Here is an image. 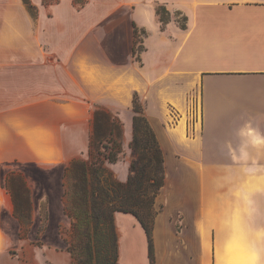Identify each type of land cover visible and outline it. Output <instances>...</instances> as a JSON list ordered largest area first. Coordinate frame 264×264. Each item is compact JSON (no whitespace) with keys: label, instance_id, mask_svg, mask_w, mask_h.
<instances>
[{"label":"crops","instance_id":"0c3cea01","mask_svg":"<svg viewBox=\"0 0 264 264\" xmlns=\"http://www.w3.org/2000/svg\"><path fill=\"white\" fill-rule=\"evenodd\" d=\"M30 1L34 15L22 0H0V161L30 190L31 227L42 201L46 233L67 217L64 173L87 157L92 106L130 111L136 93L164 182L153 261L137 218L116 212L118 263L264 264V0ZM135 16L144 33L137 60ZM164 61V70L152 67ZM6 200L0 251L20 228ZM55 264H68L66 255Z\"/></svg>","mask_w":264,"mask_h":264},{"label":"trees","instance_id":"16d2710c","mask_svg":"<svg viewBox=\"0 0 264 264\" xmlns=\"http://www.w3.org/2000/svg\"><path fill=\"white\" fill-rule=\"evenodd\" d=\"M31 11L30 0H22ZM162 7L157 9L158 13ZM165 10V9H163ZM166 11V10H165ZM160 18L163 21L161 14ZM137 31L134 29V47ZM135 93L132 101V138L129 147L136 155L130 164L131 174L125 181L112 177L104 162H114L116 153L105 150V143L115 144L114 133L120 135V127L110 113L98 105L91 117L88 159L74 158L64 173V212L72 219L69 243L70 264H119L118 235L114 222L116 212L134 215L148 237V253L153 261L152 212L154 196L164 182L163 154L147 118L141 115V107ZM97 154V155H96ZM163 165V174L160 175ZM13 202V215L21 231L29 229L31 220V193L20 172L10 171L5 179Z\"/></svg>","mask_w":264,"mask_h":264},{"label":"rangeland","instance_id":"374dc122","mask_svg":"<svg viewBox=\"0 0 264 264\" xmlns=\"http://www.w3.org/2000/svg\"><path fill=\"white\" fill-rule=\"evenodd\" d=\"M164 9V8H163ZM160 9L161 11V17L163 19V22H166V20L170 19V13L166 12L165 10ZM28 10V9H27ZM29 11V10H28ZM30 14L34 15V8H32L31 11H29ZM173 18L176 20L178 25L180 27H184L186 16L181 15L179 12L173 13ZM161 19V18H160ZM133 21V27L137 31L136 37H135V51H134V60H137L139 58V54L142 50V40L144 38L143 30L136 25V16L134 17ZM162 21V20H161ZM155 41L150 44V47H155ZM147 62V61H146ZM149 64V63H146ZM151 64V62H150ZM168 65V62H152V67H157V72H160L164 70ZM147 65L146 67H148ZM149 70V69H148ZM154 70V69H153ZM222 86V80L214 81L215 86L217 83ZM223 84H226L223 83ZM256 88V85L250 84L249 89ZM134 96V95H133ZM192 96L194 94H188L186 95L187 98H191L192 103ZM196 96L198 98V92H196ZM259 96V95H258ZM137 101L141 107V115L145 116V103L140 96H138ZM101 107L103 110L107 111L112 115V117L115 119L117 124L120 127V135H116L114 133L113 139L115 140V144L112 145V143H105L108 148L106 150L103 147H100L99 151L101 153H108L111 151L113 153H116V160L114 162H104L105 168L108 170V172L111 173L112 177L119 181H125L127 177L131 174L130 171V164L136 159V155L132 152V149L129 147L130 141L132 138V117L134 115L133 108L130 111L120 110V109H112L105 105L101 104H94L92 106V112L95 108V106ZM196 108L199 112V100L196 101ZM191 113H194V108H190ZM146 117V116H145ZM129 121L131 123L130 126V133L126 135V122ZM233 133V129H230V133ZM97 155V154H96ZM88 159V157L83 158ZM6 170V172H5ZM10 171H16L18 170L14 169L11 164L3 163L0 161V207L4 206V199L9 203L12 200L11 194L8 191L5 183L6 175ZM6 173V174H5ZM5 174V175H4ZM163 174V165L161 167L160 175ZM123 178V180L121 179ZM65 182V181H64ZM161 188V187H160ZM160 188L157 190L156 195L154 196V202L152 205V212L156 210V197L158 196L160 192ZM64 187V191H65ZM63 207H64V201L65 196L63 194ZM12 202V201H11ZM13 205V202H12ZM32 212V210H31ZM32 215V214H31ZM32 220V216H31ZM48 210H47V204L45 201H42L37 209V215L35 219V223L33 227H29V229H25L21 231V228H18V233L16 236V241L14 244H12L7 249H2L0 251V262L2 264H55L57 260L61 258V255L64 254L67 257L68 264L71 263V256L69 253V249L67 246H69V243H73V238L70 235L71 230V224L72 219L70 217H65L61 222L58 223L57 229L52 233L48 234L46 233V229L48 227ZM3 225V223H1ZM10 225V223L8 224ZM60 240V242L58 241Z\"/></svg>","mask_w":264,"mask_h":264}]
</instances>
